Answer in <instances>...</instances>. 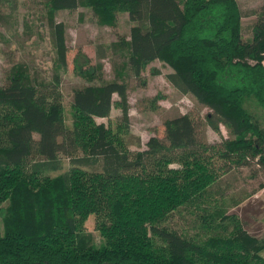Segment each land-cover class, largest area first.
<instances>
[{
  "label": "trees",
  "instance_id": "trees-1",
  "mask_svg": "<svg viewBox=\"0 0 264 264\" xmlns=\"http://www.w3.org/2000/svg\"><path fill=\"white\" fill-rule=\"evenodd\" d=\"M53 36L55 70L32 80L13 63L0 85V264H264V237L248 233L237 216L219 208L203 237L161 225L178 208L200 199L220 173L248 159L264 167V129L246 110L251 98L264 108V12H256L251 38L240 36L235 0H43ZM89 9L100 26L113 25V10L133 21L126 46L134 78L153 60L170 68L165 79L207 112L206 125L227 136L209 145L188 114L162 121L163 136L129 151L124 81L104 79L77 51L75 74L86 84L72 89L70 126L59 92L65 64L64 27L55 12ZM82 58V62L78 58ZM156 74L154 70L152 74ZM115 94L118 100H112ZM154 96L151 101H156ZM111 107L114 128L95 122ZM59 155L68 160L61 169ZM222 160L224 169L211 159ZM94 216L101 242L84 222ZM229 218L228 230L220 221ZM216 221V224L214 220Z\"/></svg>",
  "mask_w": 264,
  "mask_h": 264
},
{
  "label": "rangeland",
  "instance_id": "rangeland-1",
  "mask_svg": "<svg viewBox=\"0 0 264 264\" xmlns=\"http://www.w3.org/2000/svg\"><path fill=\"white\" fill-rule=\"evenodd\" d=\"M43 0H0V85L4 83V73L13 63L27 66L32 80H48L55 70L53 36L45 17ZM240 11V36L249 40L255 13L264 12V0H235ZM54 19L64 27L65 68L59 69V92L63 106L64 123L70 126L69 103L72 89L86 84V80L73 71L72 59L77 51L90 60V65L101 67L104 79L124 81L127 100V131L123 134L127 149L131 152L145 148L150 136H163L162 121L178 114H188L196 124L197 133L209 145L218 144L227 136L220 125L218 133L205 123L207 110L191 95L179 93L165 79L171 70L158 60H153L134 78L127 64L128 51L120 46V39L127 40L128 28L134 24L126 13L113 10V25L100 26L89 9L60 10ZM82 58H78L82 62ZM156 70V74L152 72ZM158 95L156 101L151 99ZM112 100H118L115 94ZM244 107L264 129V108L253 99L244 101ZM120 110L111 107L107 117L95 118V122L110 124L114 128ZM61 169L50 172L53 176L65 171L68 160L59 155ZM214 167L224 169L222 160L213 157ZM6 203H1L4 207ZM225 209L226 217L237 216L243 228L257 238L264 237V167L253 160L237 167H227L210 185L208 191L191 203L176 211L161 223L187 235L203 237V222L212 223L218 209ZM216 219L214 220L216 224ZM228 230L229 218L220 221ZM207 229L206 227H203ZM3 230V215L0 211V231ZM84 232L91 234L94 245L101 242L94 229V216L89 215L84 222ZM259 254L264 257V249Z\"/></svg>",
  "mask_w": 264,
  "mask_h": 264
}]
</instances>
